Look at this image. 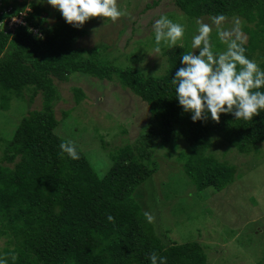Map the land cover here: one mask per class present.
I'll return each instance as SVG.
<instances>
[{
  "label": "trees",
  "instance_id": "trees-1",
  "mask_svg": "<svg viewBox=\"0 0 264 264\" xmlns=\"http://www.w3.org/2000/svg\"><path fill=\"white\" fill-rule=\"evenodd\" d=\"M172 2L190 32L193 20L203 17L239 20L247 35L246 55L264 68V0ZM22 13L25 25L4 27ZM86 34L85 28L72 27L58 11L37 0H0V110H8L12 99L30 102L39 95L41 101L10 137L0 138V264H149L152 252L166 256L167 264H206L200 243L166 239L144 212L153 215L152 194L166 191L173 179L176 186L186 180L205 193L220 191L240 178V163L227 156L260 153L264 112L251 121L221 114L219 122L210 118L193 122L171 85L181 53L191 51L189 43L163 50L165 72L147 76L134 66H113L96 48L75 46ZM210 38L213 51H224L232 39L222 38L219 27ZM75 75L116 80L142 101L150 115L131 142L107 154L110 162L104 169L93 166L75 142L79 159L60 152V143L68 139L56 128L70 111H63L62 119L56 117L60 100L56 82ZM73 92L79 104L84 92L81 88ZM98 136L102 141L104 135ZM159 148H166L163 157L177 166L156 182ZM173 173L182 177L172 178ZM142 200L150 208L145 209ZM257 264H264V255Z\"/></svg>",
  "mask_w": 264,
  "mask_h": 264
},
{
  "label": "rangeland",
  "instance_id": "rangeland-1",
  "mask_svg": "<svg viewBox=\"0 0 264 264\" xmlns=\"http://www.w3.org/2000/svg\"><path fill=\"white\" fill-rule=\"evenodd\" d=\"M37 1L50 11H57L42 0ZM118 7L124 15L116 22L101 17L87 21L82 26L87 34L79 38L75 46L96 48L113 66H134L147 76H160L166 68V57L162 52L169 47L161 43L160 51L156 52L152 30L153 22L161 15L185 26V35L177 45L189 43L191 51L197 21L208 24L212 30L219 27L220 36L228 34L221 36L224 39L236 38L239 20L233 19L217 24L203 17L193 20L194 31L186 30L184 15L172 0H118ZM48 21L53 19L48 18ZM238 27L247 42V35L240 25ZM56 84L60 93L55 106L56 117L62 119V112L70 111L56 128L57 133L79 144L93 166L99 169L109 164V152L131 142L149 120L147 107L128 90L122 89L116 80L100 81L75 75ZM73 88H81L84 92L79 104L74 102ZM40 106L39 95L30 102L12 99L8 110H0V138L10 137L27 112ZM98 134L104 135L102 141ZM259 150L258 155L238 156L230 152L227 158L232 163H240L237 166L242 176L220 191L208 189L199 193L186 180L176 186L174 179L164 188L166 191L157 189L152 194L155 207L152 216L166 239L176 243H200L206 264H257L264 255V141ZM165 153L166 148L158 149L160 170L155 176L156 182L177 166L169 157H163ZM171 177L179 180L182 176L173 173ZM142 202L145 209L150 208L146 200Z\"/></svg>",
  "mask_w": 264,
  "mask_h": 264
},
{
  "label": "clouds",
  "instance_id": "clouds-1",
  "mask_svg": "<svg viewBox=\"0 0 264 264\" xmlns=\"http://www.w3.org/2000/svg\"><path fill=\"white\" fill-rule=\"evenodd\" d=\"M57 10L64 21L74 28L82 27L94 17L116 22L124 12L118 7V0H42ZM27 11V10H26ZM26 13L11 18L7 27L26 24ZM223 16L214 18L219 24ZM10 22H13L10 25ZM237 23L236 38L226 41L224 51H213L210 38L211 27L197 21L196 34L191 39L192 51L181 53L180 67L171 79L175 99L184 113H189L193 122H219L221 114H231L235 120L251 121L264 112V68L256 60L250 59L245 47L246 38ZM33 31L35 29L31 28ZM155 51H160L163 43L171 48L182 41L185 26L161 15L152 24ZM222 33L221 36H226ZM39 38H43L40 36ZM61 154L73 160L79 159L76 145L68 140L59 145ZM147 222L153 221L149 212H144ZM108 216V220H112ZM149 264H167V257L152 252L147 257Z\"/></svg>",
  "mask_w": 264,
  "mask_h": 264
},
{
  "label": "built area",
  "instance_id": "built-area-1",
  "mask_svg": "<svg viewBox=\"0 0 264 264\" xmlns=\"http://www.w3.org/2000/svg\"><path fill=\"white\" fill-rule=\"evenodd\" d=\"M10 25H12V22H10Z\"/></svg>",
  "mask_w": 264,
  "mask_h": 264
}]
</instances>
